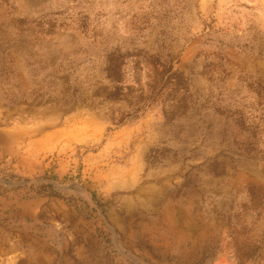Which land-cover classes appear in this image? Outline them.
<instances>
[{"label":"rangeland","instance_id":"rangeland-1","mask_svg":"<svg viewBox=\"0 0 264 264\" xmlns=\"http://www.w3.org/2000/svg\"><path fill=\"white\" fill-rule=\"evenodd\" d=\"M0 264H264V0H0Z\"/></svg>","mask_w":264,"mask_h":264}]
</instances>
